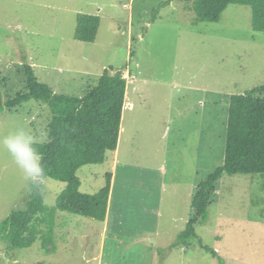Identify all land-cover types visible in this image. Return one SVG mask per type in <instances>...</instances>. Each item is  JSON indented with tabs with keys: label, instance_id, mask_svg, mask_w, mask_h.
Returning <instances> with one entry per match:
<instances>
[{
	"label": "rangeland",
	"instance_id": "obj_1",
	"mask_svg": "<svg viewBox=\"0 0 264 264\" xmlns=\"http://www.w3.org/2000/svg\"><path fill=\"white\" fill-rule=\"evenodd\" d=\"M166 1L0 0L4 101L25 90V64L55 93L76 96L109 67L128 75L139 70V63L148 64L147 69L142 67L146 82L127 86L125 108L129 101L137 107L123 122L128 135L121 155L115 160L117 153L110 152L105 163L84 166L79 171L80 190L95 193L105 185L107 171L118 173L108 216L113 202V216L132 218L135 208L141 212L144 206L129 207L127 215L123 212L125 201L118 200V189L124 178L138 179L140 164L163 169L161 181H155V195L145 188L141 195L136 189L129 195L143 202L151 199L153 207L158 203L155 211L161 202L157 223H139L136 216L132 231L126 222L121 225L123 233H116L112 221L57 209L53 243L46 245L38 238L32 246L8 253L0 241V264H220L219 257L224 264H264V178L259 175L224 174L206 222L196 226L199 237L194 244L170 248L194 212L192 200L199 182L224 163L230 96L264 83V32L253 29L251 8L246 5H230L219 23L196 24L195 14L187 8L189 0L163 6ZM79 13L101 17L94 42L75 38ZM172 52H176L175 78L168 86L160 78L172 71ZM125 108L126 115L130 109ZM50 118L46 103L29 100L0 113V135L23 127L39 139ZM128 155L133 159L127 161L134 164L127 174L123 171ZM64 187V182L46 179L49 208ZM31 188L9 153L0 149V223L25 206ZM200 239L219 256L202 248Z\"/></svg>",
	"mask_w": 264,
	"mask_h": 264
},
{
	"label": "trees",
	"instance_id": "obj_2",
	"mask_svg": "<svg viewBox=\"0 0 264 264\" xmlns=\"http://www.w3.org/2000/svg\"><path fill=\"white\" fill-rule=\"evenodd\" d=\"M172 0H167L170 3ZM194 23H219L230 5L251 8L252 27L264 32V0H189ZM101 23L99 15L79 13L75 38L94 42ZM25 90L6 101L0 90V113L15 110L29 100L46 103L51 118L47 143L36 145L46 177L65 183L55 206L45 204V182L32 186L27 203L0 223V241L7 252L32 246L39 238L46 245L54 241V213L57 209L105 221L108 215L114 172L107 171L106 183L95 193L82 192L80 170L103 164L108 153L118 149L122 130L128 78L123 69L109 67L96 83L88 84L81 96L55 93L40 81L30 64L24 65ZM130 75H134L132 70ZM134 79L133 82H135ZM131 82V84L133 83ZM224 163L201 180L192 200L193 214L186 228L170 248L190 247L199 237L197 224L206 222L224 174H253L264 178V83L232 94L228 100ZM264 188V184L262 186ZM45 225V229L42 227ZM200 245L215 257L219 252L200 239ZM53 246H50V250ZM219 263L224 264L222 257Z\"/></svg>",
	"mask_w": 264,
	"mask_h": 264
},
{
	"label": "crops",
	"instance_id": "obj_3",
	"mask_svg": "<svg viewBox=\"0 0 264 264\" xmlns=\"http://www.w3.org/2000/svg\"><path fill=\"white\" fill-rule=\"evenodd\" d=\"M131 20H132V18H131ZM175 54H176V52H174V53L172 52V55H171V57H172V65H171V67L169 66L172 71L169 74H167V75L164 74V73H162V76L164 78L163 77L160 78V80H164L165 81L164 84H166L168 86H170V85L173 84V80L172 79H173V77L175 78V67L173 66L174 65V61L176 62V60H175ZM138 67H139V70L138 71L137 70L134 71V74L137 75V77H136L135 82H133V83L134 84L137 83L139 85V83L141 81L142 82H146V80H147V78H144L143 77L144 76V71H142V67H145L147 69L148 68V64H146L144 66L143 63L142 64L139 63ZM150 75L151 74H149V76ZM153 82H156V81H153ZM127 94L130 95V93H128V92H127ZM127 94H126V97H127ZM160 95H162V92H160ZM153 103H154V101H153ZM153 103L149 106V108L154 107ZM127 106L129 107L130 110H126V115H125V113H123L124 117L122 119V130H121L120 139H119V146H118V149L116 151H114L115 154L117 153L116 154L117 156H116V159L115 160L118 159V157H119L118 155H121V153H122V145H123L124 141H126V137L128 135V129L125 127V125L123 126V122H124L125 119H127V117H129V115L131 114V112L134 109H136V107H137L136 103L133 102V101H129L128 104H127ZM127 106H126V108H127ZM141 108L144 110L146 107L144 106V107H141ZM156 133H158V130H156ZM129 140L131 141L132 139H128V141ZM127 153H129V152H127ZM115 154H114V156H115ZM128 158L133 159L131 157V155H128L127 158H126V166L124 165L125 166V169H124L123 172H125L127 174L129 173L130 170H133L132 164H134L132 161L128 162L127 161ZM140 165L142 167L141 168L142 171L141 172H139V171L137 172L136 177H138V179H132L133 181H131L129 179H126L127 177L124 178V183L125 184H123L122 187L118 189L119 190L118 194H120L119 197H118V200L125 201L124 207H125V209L127 207V210L124 209L123 212L126 215L129 212L128 211V208L131 207V206L143 205L144 206V209H143V211L140 212L138 210L139 207L135 208V211L137 213H133V215H132L133 217L132 218H127L124 214H123V216H119L118 215L116 217V215L113 216V213H116V209H115V203L112 202L111 203V206L115 210L112 208L110 210L111 211V214H109V216L107 215L106 220L105 221H102V222L106 223L108 221L109 222L112 221L111 224H110V225H112L111 226V230L114 231V232L117 231L116 233H119L120 231L121 232L123 231L121 225L122 224H125L126 222H129V225H130L127 228V230H131L132 231L131 228L134 225L137 226L136 223H133L134 218L136 216H139L138 217V219H140L139 223L150 222V224L157 223L158 222V218L160 217L161 210L159 208H160L161 202H160L159 206L157 207L158 210L155 211L154 208L158 205V203L156 204V206L153 207V203H152V200L151 199L148 200V201L146 200L147 202H143L139 198H135L133 200L132 198L134 197V194L129 197V195L131 194V191H134L135 189L137 190L136 193H138L139 195H141L140 192H141V189L142 188H145L146 190L150 191L151 196H153L156 193V187H157V186L155 187V185H156V183H155L156 178L161 181V177H162L161 173L163 172V169H160V171H159V169L149 168V167H147L144 164H140ZM119 166L120 165H119V160H118L117 161V165H116L118 171H119L118 168H120ZM117 175H118V173L117 174L114 173L112 190H113L114 183L116 181ZM134 181H136V182L137 181H140L141 183L140 184H137ZM111 199H113V197L111 198V195H110V202L112 201ZM118 203H119V201H118ZM109 205H110V203H109ZM135 214H137V215H135ZM141 216H146V219L141 218ZM124 217H126V218H124ZM121 219H123V221H120ZM117 220L120 221V223ZM140 229H141V227H139L138 229L136 228L135 230L139 231Z\"/></svg>",
	"mask_w": 264,
	"mask_h": 264
},
{
	"label": "clouds",
	"instance_id": "obj_4",
	"mask_svg": "<svg viewBox=\"0 0 264 264\" xmlns=\"http://www.w3.org/2000/svg\"><path fill=\"white\" fill-rule=\"evenodd\" d=\"M127 75V74H126ZM129 76H135L130 75ZM136 78V77H135ZM131 83L128 81V84ZM48 141L46 130L37 135L23 127L11 129L7 134L0 135V149L6 150L16 166L23 172L28 185L39 187L45 182V169L41 163L42 157L36 145Z\"/></svg>",
	"mask_w": 264,
	"mask_h": 264
},
{
	"label": "built area",
	"instance_id": "obj_5",
	"mask_svg": "<svg viewBox=\"0 0 264 264\" xmlns=\"http://www.w3.org/2000/svg\"><path fill=\"white\" fill-rule=\"evenodd\" d=\"M125 77H127V78H128V81H129V82H133V81H134V79H135V76H129V75H125Z\"/></svg>",
	"mask_w": 264,
	"mask_h": 264
}]
</instances>
